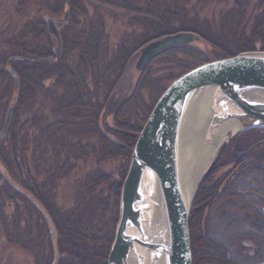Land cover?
<instances>
[{"label": "trees", "instance_id": "1", "mask_svg": "<svg viewBox=\"0 0 264 264\" xmlns=\"http://www.w3.org/2000/svg\"><path fill=\"white\" fill-rule=\"evenodd\" d=\"M81 1L90 11L107 10V21L78 19L74 27L80 46L69 52V62L63 53L52 61L32 57L28 46L8 53L25 60L11 63L17 88L4 74L10 90L0 108V127L9 106L14 111L11 129L0 142V264H107L131 152L167 88L150 84L141 73L133 93L117 100L111 77L117 78L118 58L126 50L138 51L150 38L177 31L198 34L201 39L194 43H207L205 52L176 46L154 59H175L179 73L171 76L173 81L198 65L243 52L250 31H264V0ZM62 3L63 9H74L76 0ZM48 11L40 12L43 25ZM72 24L65 20L61 25L63 46ZM235 40L236 51L226 52L231 46L223 45ZM182 53L190 62L178 57ZM59 62L64 66L60 83L59 69L49 77L36 71ZM149 85L156 94L145 104L143 91ZM244 156L249 163L242 171L243 185L236 187L238 180L232 178L209 189L202 186L197 194L189 218L193 264H264V126L236 135L225 153L236 163ZM253 174H261L260 181ZM214 205L223 225L221 238L208 231L205 210ZM18 230L20 237L11 239Z\"/></svg>", "mask_w": 264, "mask_h": 264}, {"label": "water", "instance_id": "2", "mask_svg": "<svg viewBox=\"0 0 264 264\" xmlns=\"http://www.w3.org/2000/svg\"><path fill=\"white\" fill-rule=\"evenodd\" d=\"M45 22L56 39L54 54L58 57L62 46L59 29L52 15H46ZM200 39L190 31L156 37L139 50L135 69L141 73L159 53ZM53 59L48 57L49 61ZM16 60L25 58L11 57L7 63ZM7 72L17 88L16 73L12 68ZM208 88L215 89L211 102L212 127L231 118L249 122L239 132L264 126V51H243L206 62L173 80L157 99L131 152L107 264H193L189 229L193 201H187L181 183L179 151L191 103L199 92ZM13 111L14 106H9L0 142L8 134ZM229 141L230 137L225 136L218 144L198 189L219 162ZM157 210L159 219L154 225Z\"/></svg>", "mask_w": 264, "mask_h": 264}, {"label": "rangeland", "instance_id": "3", "mask_svg": "<svg viewBox=\"0 0 264 264\" xmlns=\"http://www.w3.org/2000/svg\"><path fill=\"white\" fill-rule=\"evenodd\" d=\"M93 6L96 8L101 7L100 4H96V5L93 4ZM43 9L49 10L48 11L49 14L47 15H52L57 20L64 19L67 21H71V23H73L71 26H68L69 27L68 29H70L69 30L70 36L68 35L65 46H61L60 56L63 54L66 55L65 57L66 62H69L68 58L70 57L67 56L69 52H71L75 46H80V41L76 37V29H75L78 19H82L84 18V16H86L87 22L103 23L104 21H107V17L105 16L108 13L107 10L102 13H101L102 10L92 9L93 11H90L88 10L89 9L88 6H86L85 3L81 0H76V3L74 4V9L76 11L70 8L68 10L63 9L62 0H0V56L4 53L5 56L7 55L5 59L0 58V63H1L0 66L2 67V68L0 67V69L3 68L5 69L3 70L5 73H1L2 71L0 72V108L4 107V104L6 103V99L9 93L8 91L10 90V84L8 83V80L5 79L6 76L4 74L10 76L7 72L8 69L15 68L13 67L12 64L6 65V62L5 63L2 62L3 60H6L8 62V59L11 58L8 54L9 52L16 51L19 53L20 51L18 49V46H28L29 49L26 47V51H27L26 53L29 52L28 55L32 57L43 56L47 58L48 57L57 58L54 54L55 44H52L51 42H49L48 39L44 37V32L47 26L46 24H44L45 25L44 26L40 20V16H41L40 12ZM66 13H67V18H65ZM82 21L85 20L82 19ZM65 37H66V33H65ZM151 40L152 38H150V41ZM236 40L234 41V43L229 42L226 45L225 44L223 45V46H231V47H226V52L236 51L235 49L238 46V42ZM244 41H245V43L243 44L245 49L244 51H264L263 29L259 27L252 29L250 31L249 37L244 38ZM185 46H189L191 50H201L202 52H205L207 46L209 45L204 42H200V43L193 42ZM142 47L143 46H141L138 49V51H135V49L126 50L125 53L118 58V61L120 62L119 71L117 72L118 75L117 78L112 75L111 79L114 80L113 82H111V86H110V91L113 92L117 100L124 101L133 93V91L135 90L138 84L139 75L141 73H145L144 75L147 81L150 84H155V86L158 88L162 86L167 87L172 82L171 76H174L175 74L179 73V68H178L179 66L175 62V59L171 58L169 55H165L164 57L158 58L157 60H153L144 71H142L141 73L137 72L135 69V63L138 60L139 50ZM189 48L183 49L185 50L183 52L190 51ZM178 57L183 58L188 62H190L191 60V57L186 55V53H182ZM58 69L60 72V78L58 83H60L64 80V66L62 62H59L58 64L53 66H49V65L39 66V69H37L36 71L39 72V75L41 77H49L57 73ZM11 80L13 82L12 77ZM151 89L152 87L151 85H149V87L145 88V91H143L144 93L143 100L145 104L151 103L153 99V95L156 94V92L152 91ZM108 124L111 127L113 126L112 117L108 118ZM248 125L249 122L247 121L244 122L245 128ZM2 127H0V131ZM10 129H11V123L9 126V130ZM245 130L241 132L238 131L239 133H237L236 135L244 132ZM227 136L230 137V141L219 160L221 162L219 163L218 166L213 168L211 173L205 179L204 183L196 192L192 200L193 202H192L191 210L194 206L195 201H197V194L200 192L202 186H205L209 189L211 187H214L213 185L218 182L225 183L227 181L226 178L228 177V175L222 176L223 173L231 172L232 169L237 165L236 161L227 160L225 158L226 150L229 149L232 140L235 138V136L232 137L231 134ZM244 157L246 158V156ZM2 166L3 165L0 162V172H4V168ZM259 178L261 179V177ZM259 178L258 180L260 181ZM241 182L242 184H244L243 181ZM215 207L216 205L208 207L205 210V214L209 217L207 223L209 228L208 231L221 238V236L223 235V230H222L223 225L221 224L217 214H215L216 212V209H214ZM230 210L233 211V208H230ZM219 213L221 214L220 210ZM234 213L240 214L239 212H236V210H234ZM19 231L20 230H18L17 232V236H15V234L12 235L10 234V238L18 239L20 237Z\"/></svg>", "mask_w": 264, "mask_h": 264}, {"label": "bare ground", "instance_id": "4", "mask_svg": "<svg viewBox=\"0 0 264 264\" xmlns=\"http://www.w3.org/2000/svg\"><path fill=\"white\" fill-rule=\"evenodd\" d=\"M214 96V88L199 92L191 103L183 125L179 168L181 183L189 203L192 202L197 192L201 177L214 156L218 144L225 136L235 134L244 128V122L238 118H231L217 126L210 125L213 115L211 102ZM153 217L155 225L159 219L158 210L155 211Z\"/></svg>", "mask_w": 264, "mask_h": 264}, {"label": "flooded vegetation", "instance_id": "5", "mask_svg": "<svg viewBox=\"0 0 264 264\" xmlns=\"http://www.w3.org/2000/svg\"><path fill=\"white\" fill-rule=\"evenodd\" d=\"M65 17H67V16L65 15ZM54 19H55V22H56L57 27H58V29H59L60 36H61V40L63 41V35H62L63 33H62V30H61V25L63 24V22H64L65 20H64V19H63V20H57L55 17H54ZM46 26H47V25H46ZM44 33L48 36V40H49V42H51L52 44H55L54 46H56V39H55L54 35H52L51 33H49L48 28H46V31H45ZM62 46H63V42H62ZM239 161H240V162L237 163V165L232 169L231 172L223 173V175H222V176H226V175H228V178H226V180H227L228 182H229L232 178L234 179V181H237V180H238V182H236V184H235L236 187H237V186H241V185H243L241 181H243L242 176L244 175V173H243L242 171H243L244 168H246V167L248 166L249 159H247V158H240ZM220 162H221V161H219V162L216 164V166H218ZM242 164H243V166H242L241 168H239ZM216 166H215V167H216ZM259 177H261V174H260V175H258V174H256V175L253 174V178H255V179L258 180ZM256 185H258V184H256ZM259 186H260V185H259Z\"/></svg>", "mask_w": 264, "mask_h": 264}]
</instances>
